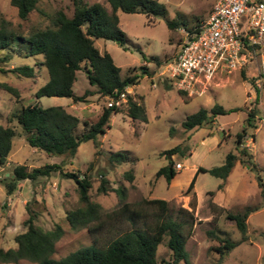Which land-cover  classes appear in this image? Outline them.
<instances>
[{
	"label": "rangeland",
	"instance_id": "374dc122",
	"mask_svg": "<svg viewBox=\"0 0 264 264\" xmlns=\"http://www.w3.org/2000/svg\"><path fill=\"white\" fill-rule=\"evenodd\" d=\"M99 2L110 9L107 0H87ZM163 3L168 18H176L178 26L169 28L159 16L144 13H127L117 10L119 27L124 31L126 41L121 47L110 39L97 38L94 45L106 50L120 67V76L136 74L137 94L143 97L147 120L139 121L126 115V106L113 113L105 127V133L92 140L80 142L74 156H48L43 151L30 147L18 123L12 118L22 106L37 103L42 107L61 105L67 112L79 118L76 133L84 128V120L93 121L102 112L105 98L90 95L84 102H73L65 96L36 97L35 91L48 79V73L40 64L41 55H13L6 62H0V84L6 83L18 89L16 97L0 86V125L15 127L12 148L6 164L0 166V246L15 245L14 236L24 231L23 221L34 213L35 223L50 229L58 223L63 234L55 244L54 258H60L78 247L95 243L105 245L132 226L144 227L153 224L160 214L159 207L144 202L145 199L162 198L168 202V214L182 215L181 209L189 210L194 221L185 248L187 264H212L219 260L217 247L221 238L238 242L227 251L219 264H264V86L256 83V64L249 63L241 70L220 74L212 79L199 94L180 93L166 70L180 42L186 39L185 31L199 20L203 22L211 9L212 0H157ZM55 9L72 13L71 0H39L37 9L29 13L27 19L19 18L17 9L10 0H0V24L3 19L7 26L26 32L31 26L47 24V14ZM156 57L158 63L151 59ZM28 64L34 67L33 77H24L11 72V68ZM147 67L144 73L140 66ZM155 85L152 86L151 82ZM73 91L80 95L85 89H94L86 78L84 69L76 72ZM214 103L224 108L239 107L240 110L218 115L212 121L191 129H185L181 122L199 107L210 108ZM258 108L255 118L256 128L247 127L253 136L243 140L239 148L245 147L256 164L242 163L241 153L236 150L235 135L245 127L247 110ZM179 146L181 152L170 157L181 168L168 183L163 176L155 177L156 171L167 164L168 155L164 151ZM126 153L130 160L112 163V152ZM232 151L237 160L226 179L215 177L208 172L197 174L194 186H187L198 166L210 168L224 161ZM183 152V153H182ZM26 164L27 168L46 163H60L65 171H86L91 182V200L101 205L100 221L94 232L87 227L73 230L65 220L66 209L79 205L76 184L59 172L40 176L36 180H21L17 189L7 194L2 183L4 174L14 165ZM132 170L134 177L124 176ZM102 178L106 191H100ZM259 178V179H258ZM222 186L218 188V185ZM261 184V185H260ZM126 188V201L130 208L144 213L132 224L111 211L119 207L116 188ZM246 218V240H241V232L228 213L243 212L253 208ZM169 259L170 250L164 239L158 246L157 259ZM9 264H34L21 259ZM179 264H186L181 261Z\"/></svg>",
	"mask_w": 264,
	"mask_h": 264
},
{
	"label": "trees",
	"instance_id": "16d2710c",
	"mask_svg": "<svg viewBox=\"0 0 264 264\" xmlns=\"http://www.w3.org/2000/svg\"><path fill=\"white\" fill-rule=\"evenodd\" d=\"M39 0H10L16 7L21 19H27L30 12L37 9ZM110 9L99 2L87 0H71L72 13L66 14L63 9H55L47 14V24L44 26H31L26 32L17 31L5 25L1 19L0 24V62L8 61L13 55L36 56L41 55L40 64L48 73V79L35 91V96H65L73 102H84L90 95H98L102 98L111 96L114 92L124 90L126 86L138 83L137 75L128 73L120 76V67L117 66L111 55L106 51H100L94 41L97 38L110 39L121 47H125L126 36L119 27L117 10L127 13H144L147 16H159L165 20L169 28L178 26L176 18H168L165 5L157 0H107ZM200 21L197 20L187 31L193 34L198 31ZM244 49L248 51L249 61L255 57L254 52L245 43ZM158 63L156 57H151ZM83 68L86 78L94 89H85L80 95L73 91V82L76 72ZM144 73L147 67L141 65ZM1 71H4L0 68ZM24 77H33L34 67L28 64L14 66L10 70ZM241 74L246 78L243 68ZM0 86L14 96H19L17 88L1 83ZM264 86V80H263ZM180 93H185L178 90ZM128 95L126 115L132 119L146 121L147 114L143 97L139 94ZM121 108L104 106L102 112L91 122L84 120V128L76 133L79 118L66 111L61 105L42 107L37 103L22 106L12 114V118L18 123L26 143L43 151L48 156L66 155L74 156L80 142L92 140L96 145V137L105 133L110 116L120 111ZM239 107L224 108L214 103L210 108L199 107L195 112L188 114L181 122L185 129L201 126L212 121L218 115L228 114L240 110ZM258 108L247 110L245 127L235 135L236 150L242 158V163L256 164L251 160V154L245 147L239 148L243 140L253 135L246 132L247 127L256 128L255 118ZM17 134L15 127L0 125V166L6 164L12 148V139ZM181 152L179 146L164 151L168 155L167 164L161 166L155 173V177L163 176L169 183L177 174L178 169L172 155ZM183 153V152H182ZM130 160L126 153L117 151L109 155V161L122 163ZM237 154L229 151L224 161L206 168L198 166L192 176L187 190L195 183L199 172H208L211 175L226 179L231 172ZM52 172H59L65 178L72 179L76 184L79 205L66 209L65 220L73 230L87 227L94 232L100 221L101 205L91 200L89 189L91 182L86 171H65L60 163H46L42 166L27 168L26 164L14 165L10 172L4 174L2 183L9 195L18 188L21 180H36L40 176H48ZM128 179H132V170L124 173ZM259 179V178H258ZM106 180L102 178L100 191H106ZM261 185V184H260ZM222 183L218 185V188ZM119 197V207L112 210L111 214L122 216L132 224L135 218L144 217V213L136 208H130L126 201V188L119 186L116 189ZM144 202L159 207L160 214L153 224L144 227L132 226L120 235L109 240L105 245L91 243L78 247L63 257L54 258L55 244L63 234V228L56 223L50 229H44L35 223L36 215L30 213L23 221L25 229L14 236L15 245L3 248L0 246V264L16 263L26 259L34 264H179L181 261L188 263V254L185 248L186 240L191 233L194 218L189 210L181 209L182 215L172 217L168 214V202L162 198L145 199ZM256 208H248L243 212L228 213L241 232V240H246V218ZM166 239V246L170 250L169 259H157L159 244ZM220 245L216 248L219 252V260L212 264H219L223 255L232 249L238 242L227 238L220 239Z\"/></svg>",
	"mask_w": 264,
	"mask_h": 264
},
{
	"label": "built area",
	"instance_id": "2783aa9c",
	"mask_svg": "<svg viewBox=\"0 0 264 264\" xmlns=\"http://www.w3.org/2000/svg\"><path fill=\"white\" fill-rule=\"evenodd\" d=\"M185 34L186 39L179 43L174 57L166 64L178 90L199 94L217 75L241 70L251 62L256 64V83L264 80V0H212L198 31ZM244 43L255 54L252 61ZM132 86L107 96L105 105L126 106L128 95L135 99ZM175 167L180 169L181 164L176 163Z\"/></svg>",
	"mask_w": 264,
	"mask_h": 264
},
{
	"label": "crops",
	"instance_id": "0c3cea01",
	"mask_svg": "<svg viewBox=\"0 0 264 264\" xmlns=\"http://www.w3.org/2000/svg\"><path fill=\"white\" fill-rule=\"evenodd\" d=\"M211 5H212V1H211ZM136 85H137V84H136ZM136 85H133V86L131 87V89H130L134 94H135V93L137 94V91L135 90V88H136L135 86H136Z\"/></svg>",
	"mask_w": 264,
	"mask_h": 264
}]
</instances>
